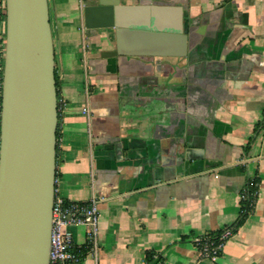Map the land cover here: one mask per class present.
<instances>
[{"label": "crops", "instance_id": "crops-1", "mask_svg": "<svg viewBox=\"0 0 264 264\" xmlns=\"http://www.w3.org/2000/svg\"><path fill=\"white\" fill-rule=\"evenodd\" d=\"M94 0H49L61 96L56 192L99 199L98 246L73 226L70 264H264V0H121L130 24L181 25L127 37L86 26ZM5 23L0 20V38ZM138 38V39H137ZM141 39V40H140ZM251 214L212 260L195 240L232 224L249 178Z\"/></svg>", "mask_w": 264, "mask_h": 264}, {"label": "water", "instance_id": "water-1", "mask_svg": "<svg viewBox=\"0 0 264 264\" xmlns=\"http://www.w3.org/2000/svg\"><path fill=\"white\" fill-rule=\"evenodd\" d=\"M5 54L0 131V264H51L56 194L57 127L55 42L49 0H5ZM121 0H94L84 8L86 26L115 27L116 49L126 55V30L138 38L172 36L183 27L130 24ZM137 38V39H138ZM140 39V40H141Z\"/></svg>", "mask_w": 264, "mask_h": 264}, {"label": "built area", "instance_id": "built-area-1", "mask_svg": "<svg viewBox=\"0 0 264 264\" xmlns=\"http://www.w3.org/2000/svg\"><path fill=\"white\" fill-rule=\"evenodd\" d=\"M4 54L5 48L0 46V67L2 64L4 65ZM99 219V199L97 197L94 196L87 201L69 200L56 192L52 214L50 263L70 264L80 260V254L75 249L74 237L70 229L73 226H84L88 242L96 249L98 246ZM232 235V229L226 228L217 242L211 240L202 243L200 246L197 244V246L202 255L216 260L226 241ZM158 264L165 263L159 261Z\"/></svg>", "mask_w": 264, "mask_h": 264}, {"label": "trees", "instance_id": "trees-1", "mask_svg": "<svg viewBox=\"0 0 264 264\" xmlns=\"http://www.w3.org/2000/svg\"><path fill=\"white\" fill-rule=\"evenodd\" d=\"M0 20H3L6 23V7H5V0H0ZM5 37L6 33L4 32L3 36L0 38V46L5 48ZM3 64L0 67V131H1V108H2V80H3ZM56 75V85H57V93H58V109H59V120H60V107H61V96H60V89H59V80L57 71H55ZM261 131H264V120L257 123L254 128V134L252 135L250 141L247 144V149L250 148L251 144L254 142L256 137L259 135ZM61 136L60 130V122H58L57 127V157H58V150H59V139ZM259 177L249 178L243 191H242V198H241V210L236 218V220L222 228L217 230H212L205 235L198 237L195 242L196 244L202 245V243L215 240L218 241L219 237L223 233L224 229L229 228L232 229L233 233L245 222L246 218L251 214L254 209L255 203L258 198V191H259ZM90 244V243H89ZM91 245V244H90ZM159 261L164 262V258L156 253L148 252L146 254V264H158Z\"/></svg>", "mask_w": 264, "mask_h": 264}, {"label": "rangeland", "instance_id": "rangeland-1", "mask_svg": "<svg viewBox=\"0 0 264 264\" xmlns=\"http://www.w3.org/2000/svg\"><path fill=\"white\" fill-rule=\"evenodd\" d=\"M50 4V3H49ZM50 16H51V9H50ZM61 104H62V101H61ZM61 108V107H60Z\"/></svg>", "mask_w": 264, "mask_h": 264}]
</instances>
